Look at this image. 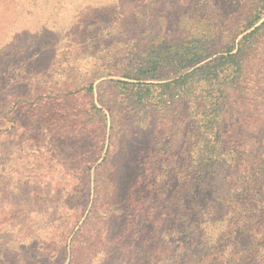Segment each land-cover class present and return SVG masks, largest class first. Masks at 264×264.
Listing matches in <instances>:
<instances>
[{
	"label": "rangeland",
	"instance_id": "374dc122",
	"mask_svg": "<svg viewBox=\"0 0 264 264\" xmlns=\"http://www.w3.org/2000/svg\"><path fill=\"white\" fill-rule=\"evenodd\" d=\"M137 3L0 0V239L8 240L0 241V264L126 262L123 252L110 255L105 232L79 231L76 219L84 215L80 203L93 207L92 190L79 186L92 183L94 167L100 179L112 182L108 176L119 172L115 181L122 175L133 183L153 167L158 137L169 134L166 143L173 134L155 99L136 102L135 89L176 74L167 67L159 78L137 77L138 57L165 28L145 29ZM166 4L155 7L170 10ZM256 53L255 80L263 89L264 40ZM103 189L99 204L109 198ZM12 203L23 212L8 226L18 209ZM24 233L38 248L31 256L21 247Z\"/></svg>",
	"mask_w": 264,
	"mask_h": 264
},
{
	"label": "trees",
	"instance_id": "16d2710c",
	"mask_svg": "<svg viewBox=\"0 0 264 264\" xmlns=\"http://www.w3.org/2000/svg\"><path fill=\"white\" fill-rule=\"evenodd\" d=\"M137 2L145 29L165 24L161 39L138 57L137 77L159 78L167 67L176 74L135 89L136 102L155 99L173 134L166 143L169 134L158 137L153 167L133 183L122 175L115 181L119 172L108 176L112 182L100 179L94 167L92 183L79 186L92 190L93 207L80 203L77 229L105 232L110 255H126L123 264H264V88L254 62L264 0ZM164 3L170 10L156 9ZM102 188L109 198L99 204ZM12 205L18 209L8 226L23 212ZM27 237L21 247L31 256L38 248Z\"/></svg>",
	"mask_w": 264,
	"mask_h": 264
}]
</instances>
